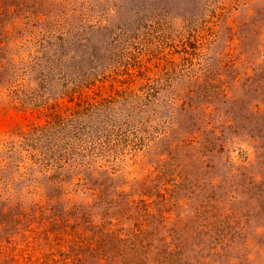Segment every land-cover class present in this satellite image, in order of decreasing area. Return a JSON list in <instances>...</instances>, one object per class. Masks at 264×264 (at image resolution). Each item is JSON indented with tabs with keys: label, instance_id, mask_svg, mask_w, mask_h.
Listing matches in <instances>:
<instances>
[{
	"label": "rangeland",
	"instance_id": "374dc122",
	"mask_svg": "<svg viewBox=\"0 0 264 264\" xmlns=\"http://www.w3.org/2000/svg\"><path fill=\"white\" fill-rule=\"evenodd\" d=\"M0 264H264V0H0Z\"/></svg>",
	"mask_w": 264,
	"mask_h": 264
}]
</instances>
